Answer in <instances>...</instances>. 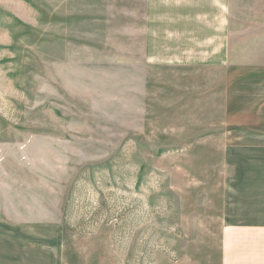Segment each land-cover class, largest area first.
Segmentation results:
<instances>
[{"label":"rangeland","instance_id":"374dc122","mask_svg":"<svg viewBox=\"0 0 264 264\" xmlns=\"http://www.w3.org/2000/svg\"><path fill=\"white\" fill-rule=\"evenodd\" d=\"M146 7L0 0V219H60L69 264L219 252L220 113L184 96L201 79L176 96L169 70L143 67ZM231 17L238 64L264 52V0H232Z\"/></svg>","mask_w":264,"mask_h":264},{"label":"crops","instance_id":"0c3cea01","mask_svg":"<svg viewBox=\"0 0 264 264\" xmlns=\"http://www.w3.org/2000/svg\"><path fill=\"white\" fill-rule=\"evenodd\" d=\"M146 1L141 63L177 73L169 79L178 85L176 96H183L187 80H202L184 96H210L217 106L210 127L219 130L230 172L223 182L219 252L189 253L185 261L264 264V52L235 60L232 0ZM1 211L0 264H69L60 219H11Z\"/></svg>","mask_w":264,"mask_h":264}]
</instances>
